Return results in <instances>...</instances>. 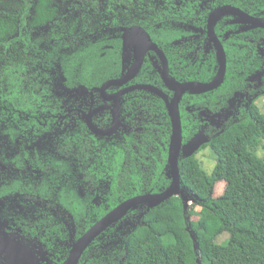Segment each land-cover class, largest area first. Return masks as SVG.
<instances>
[{"label": "trees", "instance_id": "1", "mask_svg": "<svg viewBox=\"0 0 264 264\" xmlns=\"http://www.w3.org/2000/svg\"><path fill=\"white\" fill-rule=\"evenodd\" d=\"M225 3L264 16V0H0V39L16 31L23 41L26 27L44 31L30 44H44L35 64L42 77L25 84L29 92L20 98L0 88L2 217L67 255L72 232L76 239L121 201L167 188L172 93L156 69L157 56H146L130 83L158 90L137 87L120 96L112 137L95 135L80 118L90 109L81 92L122 75L129 50L123 53L121 37L134 25L163 50L174 82L212 80L218 60L206 17ZM234 18L224 15L214 25L227 60L220 86L188 90L179 102V180L189 204L175 194L152 207H131L78 264H264V158L254 151L264 150V114L251 102L238 119L224 121L228 100L262 75L264 28L241 32ZM24 40L29 43L28 32ZM94 93V105L101 104ZM262 94L264 86L252 99ZM216 117L219 125L212 124ZM100 118L92 116L94 125L108 126L109 111ZM206 147L215 157L209 173L196 157ZM221 180L224 192L214 198ZM223 232L228 237L217 242Z\"/></svg>", "mask_w": 264, "mask_h": 264}, {"label": "water", "instance_id": "2", "mask_svg": "<svg viewBox=\"0 0 264 264\" xmlns=\"http://www.w3.org/2000/svg\"><path fill=\"white\" fill-rule=\"evenodd\" d=\"M224 13H234L242 17L248 25L246 28H253L255 26L264 27V17H253L243 11L232 7L230 5H223L218 8H215L208 16L207 20V33L209 39L213 42L217 55H218V71L215 77L209 82H200V81H184L180 83L174 82L169 77L168 73V63L164 53L158 48V46L153 42H147L144 40L141 34L136 35V28H130V36L125 35L124 46L130 43L133 46L135 52V59L128 70V72L119 79L107 80L102 86L98 89L105 99H114V105L112 110V121L109 129L100 130L95 129L90 120L87 121L88 127L91 131L100 134L111 133L116 130L118 126V110H117V96L120 93H115L110 96H105L103 93L104 87L110 83H121L132 78L138 71L141 66L144 54L147 50L152 49L157 52L160 56L162 67H161V78L165 87L172 91V95L168 101V111L171 120V135L169 138L168 144V166L170 169L171 182L167 188L157 193H146L141 195H136L130 197L117 206L108 211L104 216H102L98 221H96L92 226H90L79 238H77L73 243L71 250L60 264H77L78 260L85 250V248L90 244V242L100 234L106 227L114 223L121 216H123L131 207L148 203L149 206H155L164 200H167L175 194H181L184 205L189 204L188 198L181 193L180 190V180H179V168H178V153L182 145V128H181V118L179 111V101L182 95L188 90H200L208 91L216 88L220 85L223 80L225 68H226V58L223 46L219 39L217 38L214 32V23L216 19ZM141 86V85H138ZM154 88V87H151ZM155 90H158L154 88ZM92 112H89V115ZM5 246H11V243H4Z\"/></svg>", "mask_w": 264, "mask_h": 264}, {"label": "flooded vegetation", "instance_id": "3", "mask_svg": "<svg viewBox=\"0 0 264 264\" xmlns=\"http://www.w3.org/2000/svg\"><path fill=\"white\" fill-rule=\"evenodd\" d=\"M223 5H230L232 7H235L237 9L243 11L244 13H246V14H248L250 16H253V17H264V16L251 15V14L247 13L246 11H244L243 9H241V8H239L237 6L225 3V4L218 5V6L214 7V8H212L209 11V13L207 14V17H206V26H207V20H208L209 14L215 8H218V7L223 6ZM224 15H233V16H235V18L232 20V22L237 23V24L240 25L239 31H241V32H247V31H250V30L255 29V28H264V27H259V26H255L253 28H246L248 23L242 17H240V16H238L237 14H234V13H224V14L220 15L218 18H220V17H222ZM218 18L216 19V21L218 20ZM214 25H215V23H214ZM131 27H135L137 29L136 30V35L141 34L142 37L144 38V40H146L147 42L155 43L154 41L146 39L144 37V34L141 31H138V29H139L138 26L134 25V26H130V27L126 28L124 30V32L122 33V37L121 38H122V51H123V53L126 50H129L128 58H126V57L123 58V56H122V75L117 77V78H111V79H119V78L123 77L128 72V70L130 69V67H131V65H132V63H133V61L135 59V52H134L133 46L130 43H128L126 46H124V41H125L124 36L125 35L130 36V28ZM206 32H207V28H206ZM214 32H215V29H214ZM207 36L209 38L208 33H207ZM216 36H217V34H216ZM228 36H229V31H226L224 33L223 37L224 38H228ZM217 38L219 39L218 36H217ZM208 40L210 41V43L214 47L216 55H217V51H216V48H215L213 42L210 39H208ZM219 41L221 42L220 39H219ZM221 44H222V42H221ZM222 46H223V44H222ZM158 48L163 52V50L159 46H158ZM223 49H224V46H223ZM224 52H225V50H224ZM259 52H260V49H259ZM152 53H154L157 56V58H158L159 64L157 65L158 62L156 63V69L159 72L161 70V67H162V62H161L160 56L157 54L156 51H154L152 49H149V50H147L145 52L143 60H142V63H141V66L138 69L137 73L132 78H130L127 81L121 82V83H110L106 87H104L103 93L105 94L106 97L110 96L112 94L120 92L118 94V96H117V104H116L117 105V110H119L118 109V101L120 99V96L124 95V93H126L127 91H130L131 89H135L137 87H155L154 85L145 84V83H137V82L136 83H130L137 76V74L139 73V71H140V69H141V67H142V65L144 63V60H145L146 56L148 57L150 55L149 56V58H150V57H152ZM164 55H165V53H164ZM165 57H166V55H165ZM262 57H263V68H262L263 72H262V75L260 74V76H259L260 78L249 80V82L247 84V90L246 91L238 92V93H236L233 97H231L228 100V104H229L228 113H227L226 118H225L226 120L224 119V121H227L229 118L231 120L238 119V117H240L241 115L244 114V112L247 109V105L249 103L254 102L256 104L257 98L264 97V94H262V95H258L254 99H252L254 90H256L260 86L261 87L264 86V54L262 55ZM225 58H226V54H225ZM166 59H167V57H166ZM217 60H218V55H217ZM167 63H168V59H167ZM226 65H227V60H226ZM217 71H218V66H217ZM225 72H226V68H225ZM159 73L161 75V72H159ZM168 73H169V69H168ZM224 75H225V73H224ZM41 77H42V72L40 70V78ZM39 79H37V80H39ZM111 79H108V80H111ZM223 79H224V77H223ZM106 81H104L102 84H104ZM194 81H197V80H194ZM182 82H184V81H182ZM200 82H202V81H200ZM102 84L100 86H98V87H94V88H92L90 90H84V91L81 92L82 94H88V96L85 97V100L87 101L88 105L90 106V109L86 113L80 115V118H83L85 120L87 127H88L87 121L90 120L92 125H93V127L95 129L107 130V129H109V126L111 125V121H112V110H113V105H114V99H112V98L111 99H105L103 97V95L98 90L102 86ZM110 85H115V86H120V87H118L115 91L108 92L107 88ZM138 85H141V86H138ZM219 86H217L216 88H218ZM216 88H214V89H216ZM214 89H212V90H214ZM212 90H208V91H212ZM94 92H96V95H97L99 101L101 102V104L94 105L95 104L94 98H93V96L95 94ZM171 93H172V91H171ZM183 95H182V97H183ZM181 98H180V100H181ZM105 111H109V113H110V118H109L110 122H109L108 126H106V127L104 125H101L100 127L95 126L93 121H92V116L97 115L99 117V119H101L100 116H102ZM89 112H92V113L89 115ZM78 116H79V114H78ZM118 119H119L118 126H117L116 130H114L111 133L100 134V133H95V132L91 131V129L89 127H88V129L91 132H93L95 135H98V136H101V137H112L117 132L119 124H120L119 111H118ZM220 123H221V120H219V118L216 117V118L212 119V124H215V125L218 124L219 125ZM26 133H27V131H24V134H26ZM9 202H14V200H10ZM6 206H7V202L0 201V244L3 242L2 245L0 246V264H60L68 256V254H69V252L71 250V247H72V243L77 238H79L90 226H92L95 223L94 222L92 225H90L76 239H74V233L72 232L71 235H70V240H69V243L71 245L69 252H68L67 255L61 254V256H60L59 255V251L54 248V245L51 246L50 248L48 246L46 247L44 243L40 242L36 238H32L33 236H30V234L25 235L24 233H22V230L20 228H18V227H16L14 225V223L8 221L7 219H4L2 217V212L6 208ZM112 224H110V225H112ZM108 227H106L100 234H98L90 242V244L92 242H94L95 239L98 238V236H100ZM34 237H36V236H34ZM4 243H11V246H5ZM53 244H55V243H53ZM88 246L85 248V250L88 248ZM84 251H83V253H84ZM83 253L81 254V256L83 255ZM81 256H80L79 260L81 259ZM13 259H15V260H13ZM79 260H78V262H79ZM11 261H17V262H11Z\"/></svg>", "mask_w": 264, "mask_h": 264}, {"label": "rangeland", "instance_id": "4", "mask_svg": "<svg viewBox=\"0 0 264 264\" xmlns=\"http://www.w3.org/2000/svg\"><path fill=\"white\" fill-rule=\"evenodd\" d=\"M26 30L29 38L28 44H25L24 40V36H27V32L25 31L22 34L23 41L17 37L18 33L16 31L3 32V37L0 39V88L18 98H20V95L26 90L29 92L25 84H30L33 80L40 78V70L35 65L36 52L38 50H44V44L42 41L36 45L35 49H30V44L34 43V41L31 40L33 36H42L44 31H34L27 27ZM256 105L264 114V97L257 98ZM254 151L259 157L264 158V150L261 146L256 147ZM196 157L205 171L209 173L213 169L215 157L209 147L198 151ZM225 186L226 183L223 180L217 181L213 186L212 196L214 198L219 197L224 192ZM196 211L202 212V209L196 207ZM196 218V216H193V219ZM227 237L228 234L223 232L218 236L216 241L222 242Z\"/></svg>", "mask_w": 264, "mask_h": 264}]
</instances>
